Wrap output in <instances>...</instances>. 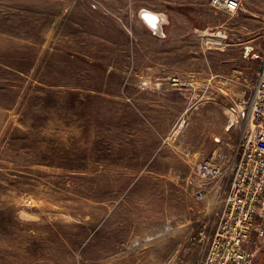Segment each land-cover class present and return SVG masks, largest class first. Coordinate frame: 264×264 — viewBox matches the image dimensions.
<instances>
[{
  "label": "rangeland",
  "instance_id": "obj_1",
  "mask_svg": "<svg viewBox=\"0 0 264 264\" xmlns=\"http://www.w3.org/2000/svg\"><path fill=\"white\" fill-rule=\"evenodd\" d=\"M262 57L264 0H0V264H199L185 181Z\"/></svg>",
  "mask_w": 264,
  "mask_h": 264
},
{
  "label": "built area",
  "instance_id": "obj_2",
  "mask_svg": "<svg viewBox=\"0 0 264 264\" xmlns=\"http://www.w3.org/2000/svg\"><path fill=\"white\" fill-rule=\"evenodd\" d=\"M209 7L232 14L239 0H209ZM228 114L229 127L241 122L236 141L214 138L215 148L185 181L195 201L212 193L211 223L189 238L200 249L199 264H252L264 246V57L250 96Z\"/></svg>",
  "mask_w": 264,
  "mask_h": 264
},
{
  "label": "crops",
  "instance_id": "obj_3",
  "mask_svg": "<svg viewBox=\"0 0 264 264\" xmlns=\"http://www.w3.org/2000/svg\"><path fill=\"white\" fill-rule=\"evenodd\" d=\"M159 15H160V14H159ZM161 17H162V15H161ZM172 17H173V18H172ZM167 24H169L170 27H171L172 29L177 30V31L180 30L182 27L187 26V24H186V22H185V19H184V17H182V15H174V16H171V18H168V17L165 16V20L163 21V19H162V20L160 21L159 26H158V30L149 27V26L146 25V23H145V25H146L149 29H152V30L155 31L157 34H162V33H163V35H164V30L167 29ZM180 27H181V28H180ZM245 54H246V56L248 55L246 52H245ZM246 56H245V58H248V57H246ZM190 250H191V249H189V250L187 251L188 254H189V251H190ZM191 263H192V262H191ZM191 263H190L189 259H187V256H186V258H185L184 260L179 259L178 262L175 263V264H191Z\"/></svg>",
  "mask_w": 264,
  "mask_h": 264
},
{
  "label": "bare ground",
  "instance_id": "obj_4",
  "mask_svg": "<svg viewBox=\"0 0 264 264\" xmlns=\"http://www.w3.org/2000/svg\"><path fill=\"white\" fill-rule=\"evenodd\" d=\"M142 19L144 20L146 25L153 29H158L159 23L161 21L160 16L148 11H144V13L142 14Z\"/></svg>",
  "mask_w": 264,
  "mask_h": 264
},
{
  "label": "flooded vegetation",
  "instance_id": "obj_5",
  "mask_svg": "<svg viewBox=\"0 0 264 264\" xmlns=\"http://www.w3.org/2000/svg\"><path fill=\"white\" fill-rule=\"evenodd\" d=\"M263 252H264V249H263Z\"/></svg>",
  "mask_w": 264,
  "mask_h": 264
},
{
  "label": "water",
  "instance_id": "obj_6",
  "mask_svg": "<svg viewBox=\"0 0 264 264\" xmlns=\"http://www.w3.org/2000/svg\"><path fill=\"white\" fill-rule=\"evenodd\" d=\"M141 18H142V15H141Z\"/></svg>",
  "mask_w": 264,
  "mask_h": 264
}]
</instances>
